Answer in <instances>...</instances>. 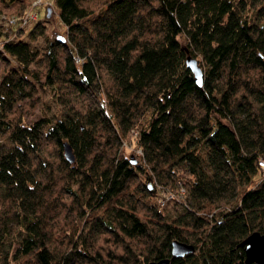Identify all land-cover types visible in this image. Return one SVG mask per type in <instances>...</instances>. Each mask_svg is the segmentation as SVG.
<instances>
[{
	"label": "trees",
	"instance_id": "16d2710c",
	"mask_svg": "<svg viewBox=\"0 0 264 264\" xmlns=\"http://www.w3.org/2000/svg\"><path fill=\"white\" fill-rule=\"evenodd\" d=\"M47 4L62 35L38 15L0 19V264H145L174 239L195 250L170 264H249L241 243L264 231V0ZM49 93L60 117L25 123ZM75 121L113 142L70 140Z\"/></svg>",
	"mask_w": 264,
	"mask_h": 264
},
{
	"label": "rangeland",
	"instance_id": "374dc122",
	"mask_svg": "<svg viewBox=\"0 0 264 264\" xmlns=\"http://www.w3.org/2000/svg\"><path fill=\"white\" fill-rule=\"evenodd\" d=\"M31 0H0V19L5 21L8 20V16L20 10L21 5L28 3ZM50 1V0H49ZM47 3H41L36 7L38 13V19L45 20L48 25V33L50 38L55 37L57 34L62 35L65 30V25L63 24L59 13L58 8L52 11L51 15L47 17ZM6 17V18H5ZM6 23V21H5ZM183 40V38H181ZM44 39L39 38L34 44H44ZM1 49V48H0ZM2 50V49H1ZM83 104H75L72 107V113L76 114L78 117L82 118L83 121L86 120L89 112H92V106L88 103L87 99L83 98ZM50 106L51 114H54L55 117H60V111L57 103L54 101L53 97L50 95H42L40 103L34 109L33 114L25 117V123L30 124L40 116L44 115ZM58 115V116H57ZM64 123V122H63ZM86 124V123H85ZM81 121L70 122L65 124V129L70 133V140L88 142L95 145H104L111 144L113 142L111 133L104 126H99L96 128L91 127L90 125H85ZM130 137V136H129ZM69 140V139H67ZM130 138L126 142V147L130 151L131 147L129 145ZM138 151V150H137ZM139 152V151H138ZM174 194V192H171ZM163 195V194H161ZM170 200V199H169ZM160 206L161 208L166 207ZM147 264V263H145Z\"/></svg>",
	"mask_w": 264,
	"mask_h": 264
},
{
	"label": "water",
	"instance_id": "95a60500",
	"mask_svg": "<svg viewBox=\"0 0 264 264\" xmlns=\"http://www.w3.org/2000/svg\"><path fill=\"white\" fill-rule=\"evenodd\" d=\"M52 13V8L48 7L47 15L50 16ZM187 65L195 74L198 84L203 81V70L196 57L188 55L186 59ZM65 149V155L69 161L75 160V153L71 143L66 140L63 143ZM244 246L246 254V262L253 264H264V231H253L251 232L241 243ZM195 250V245L186 241H181L179 239H174L172 241L171 256L163 257L158 260H151L147 264H170L171 260L184 256L187 253L193 252Z\"/></svg>",
	"mask_w": 264,
	"mask_h": 264
},
{
	"label": "built area",
	"instance_id": "2783aa9c",
	"mask_svg": "<svg viewBox=\"0 0 264 264\" xmlns=\"http://www.w3.org/2000/svg\"><path fill=\"white\" fill-rule=\"evenodd\" d=\"M49 0H34L32 1V5H38L41 3H48ZM37 11L33 10V9H28L27 12H25L24 14L20 15L19 17H15L12 15H9V23L10 24H16V23H20L22 26L26 25L28 23H30L31 21L37 19ZM0 48H3V44L0 43ZM134 134H138V130H132L131 135ZM139 152H141L140 148L137 149ZM259 166L262 169L263 173H264V158H260L258 160ZM173 197H175V195L171 192H167L163 195H159L157 196V202L159 204V206H164L167 204L169 199H172Z\"/></svg>",
	"mask_w": 264,
	"mask_h": 264
},
{
	"label": "bare ground",
	"instance_id": "6f19581e",
	"mask_svg": "<svg viewBox=\"0 0 264 264\" xmlns=\"http://www.w3.org/2000/svg\"><path fill=\"white\" fill-rule=\"evenodd\" d=\"M64 154H65V149H64ZM65 157H66V155H65ZM67 158V157H66Z\"/></svg>",
	"mask_w": 264,
	"mask_h": 264
}]
</instances>
